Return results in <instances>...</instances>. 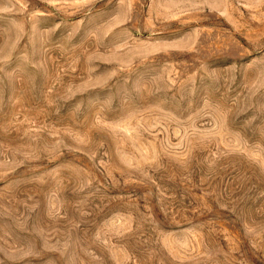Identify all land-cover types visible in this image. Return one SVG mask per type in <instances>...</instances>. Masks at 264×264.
Here are the masks:
<instances>
[{
    "label": "rangeland",
    "instance_id": "374dc122",
    "mask_svg": "<svg viewBox=\"0 0 264 264\" xmlns=\"http://www.w3.org/2000/svg\"><path fill=\"white\" fill-rule=\"evenodd\" d=\"M0 264H264V0H0Z\"/></svg>",
    "mask_w": 264,
    "mask_h": 264
}]
</instances>
